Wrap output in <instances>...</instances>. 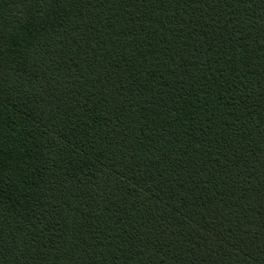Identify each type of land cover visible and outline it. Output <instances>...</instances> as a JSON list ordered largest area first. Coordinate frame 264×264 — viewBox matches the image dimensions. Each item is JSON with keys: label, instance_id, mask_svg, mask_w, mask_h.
Listing matches in <instances>:
<instances>
[{"label": "trees", "instance_id": "trees-1", "mask_svg": "<svg viewBox=\"0 0 264 264\" xmlns=\"http://www.w3.org/2000/svg\"><path fill=\"white\" fill-rule=\"evenodd\" d=\"M0 264H264V0H0Z\"/></svg>", "mask_w": 264, "mask_h": 264}]
</instances>
